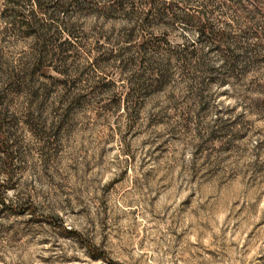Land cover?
<instances>
[{"label": "rangeland", "instance_id": "rangeland-1", "mask_svg": "<svg viewBox=\"0 0 264 264\" xmlns=\"http://www.w3.org/2000/svg\"><path fill=\"white\" fill-rule=\"evenodd\" d=\"M163 1L0 0V264H264V0Z\"/></svg>", "mask_w": 264, "mask_h": 264}, {"label": "trees", "instance_id": "trees-1", "mask_svg": "<svg viewBox=\"0 0 264 264\" xmlns=\"http://www.w3.org/2000/svg\"><path fill=\"white\" fill-rule=\"evenodd\" d=\"M79 1H83V0H70V2L72 4H77L79 3ZM147 5V9L146 11L143 13V15L145 16V19H148L150 13L155 10L156 14L158 17H162L165 13L166 10L169 9L170 4L166 3V1L163 0H147L146 2ZM88 4V3H87ZM235 12L236 13H240L241 15H237L236 17L238 19V21H240L245 15H260L261 9L259 7V4L256 3V1H252V0H235ZM250 6V7H248ZM250 8V9H249ZM9 11L11 12V14H17V11L13 10V9H9ZM181 17L182 19H184L186 22H199L198 24V30H199V41H203L205 38H207V35H210L211 37H214V40H216L217 42H219L220 40H227L228 39V31L226 29H222V28H214L211 26L210 22L208 20H204L201 21L198 17H196L195 14H190L188 12H181ZM244 14V16L242 15ZM199 20V21H198ZM27 27V30H30V33H34L37 34L39 32V30L41 29L40 23L37 20V17L35 15V13L31 14V20L26 21L24 23ZM258 34V33H255Z\"/></svg>", "mask_w": 264, "mask_h": 264}]
</instances>
